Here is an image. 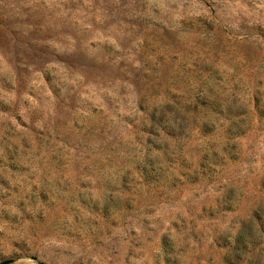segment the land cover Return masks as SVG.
<instances>
[{"label":"rangeland","instance_id":"374dc122","mask_svg":"<svg viewBox=\"0 0 264 264\" xmlns=\"http://www.w3.org/2000/svg\"><path fill=\"white\" fill-rule=\"evenodd\" d=\"M264 264V0H0V264Z\"/></svg>","mask_w":264,"mask_h":264},{"label":"water","instance_id":"95a60500","mask_svg":"<svg viewBox=\"0 0 264 264\" xmlns=\"http://www.w3.org/2000/svg\"><path fill=\"white\" fill-rule=\"evenodd\" d=\"M10 261H5V262H2L1 264H7V263H9Z\"/></svg>","mask_w":264,"mask_h":264}]
</instances>
